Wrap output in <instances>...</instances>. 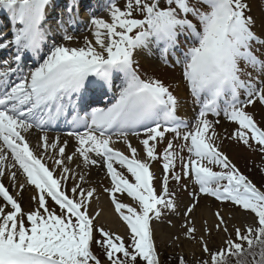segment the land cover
Here are the masks:
<instances>
[{
    "label": "snow or ice",
    "instance_id": "snow-or-ice-1",
    "mask_svg": "<svg viewBox=\"0 0 264 264\" xmlns=\"http://www.w3.org/2000/svg\"><path fill=\"white\" fill-rule=\"evenodd\" d=\"M82 4L71 0L50 24L54 0H0L10 28L0 31V52L9 53L0 59V264H161L154 224L177 210V187L191 188L184 210L189 240L196 239L190 217L201 196L252 214L251 224L229 231L235 217L217 209L205 231L226 238L213 251L201 235L208 258L199 264H264V183L258 187L222 150L227 139L264 154V119L254 111L264 106V32L258 35L247 0H124L122 6L109 0L107 19L84 4L94 40L72 46L68 29L82 21ZM152 54L182 65L199 105L192 120L178 115L180 101L169 85L142 72L141 59ZM28 59L34 66L25 71ZM108 93L107 104L92 107ZM221 114L236 125L230 135L216 131ZM69 117L77 147L66 154L68 141L50 140L45 129ZM33 129L43 133L39 151L27 139ZM17 166L24 181L8 171L13 194L3 177ZM92 166L106 169L110 184L102 191L127 241L100 222L102 210L93 207L98 189L84 171ZM29 188L35 207L25 210L21 195ZM178 264L188 262L180 256Z\"/></svg>",
    "mask_w": 264,
    "mask_h": 264
},
{
    "label": "rangeland",
    "instance_id": "rangeland-1",
    "mask_svg": "<svg viewBox=\"0 0 264 264\" xmlns=\"http://www.w3.org/2000/svg\"><path fill=\"white\" fill-rule=\"evenodd\" d=\"M119 5L124 4V0H116ZM249 4V14L252 15L257 21L256 31L258 35L264 32V0H247ZM102 17V16H101ZM104 18H108V14L103 16ZM91 26V25H89ZM90 27L87 36H83L80 38L74 39L71 42L72 46H83L85 38L90 40H94L93 31ZM87 30V31H88ZM83 35V34H82ZM81 35V36H82ZM264 39V36H261ZM61 42V41H60ZM255 47H259L258 45ZM260 52H264V49H260ZM138 59H141L138 57ZM141 66L142 72L146 75H151L157 78L162 79L166 85L170 86V89L173 93L178 97L180 101V108L182 109L183 106L189 110V120H192L198 112L197 106L193 103V99L190 96L186 81L182 75V66L170 68L167 66H161V62L158 59H151V55H146L143 59H141ZM244 67L243 64H241ZM247 71H252L251 68H248ZM256 73L253 72V75ZM264 78V77H262ZM243 98V96H242ZM185 108V107H184ZM254 111L257 114V119L261 120L264 119V106L257 104L255 106ZM210 119H216L215 117L210 116ZM236 125L232 122L227 121L223 114L219 117V124L216 126V131L222 135L227 136L230 135L235 130ZM169 138L171 135L169 134ZM138 146V144H136ZM163 145L161 144L159 148H162ZM222 150L230 156L234 163L244 172L246 175L249 176L250 179L253 180L254 183H257V186H261L264 183V154L259 153L258 151H254L249 149L247 146L243 145L242 143H237L235 141L225 139L222 143ZM118 170L125 171L121 168L120 165H116ZM160 164H155V170L159 174L160 172ZM100 180L99 187L97 182H94L92 186L97 187L99 195V200L93 202L94 208H99L102 210V215L100 217V222L105 226L109 227L107 223L108 219H105L103 216L105 212V208L101 203H107V207L112 212V220L116 222L110 227L112 230L122 234L125 236L127 241V229L126 227L123 228L121 224V220L119 219L118 214L114 210V205L110 203L109 197L107 194L103 193V187H107L110 184V178L106 176V169L103 166H100ZM214 170L218 171L219 169L214 167ZM11 171V170H8ZM8 171H5V176L3 180L8 178ZM16 171V170H15ZM22 173V172H21ZM21 173L17 172V176L19 181H24V176H21ZM125 175L128 173L125 171ZM129 179H132L129 176ZM174 184V182H173ZM69 187H71V181H69ZM10 193L15 194V190H9ZM178 195V208L175 212H166L164 216L161 218L160 221L154 224L156 235L155 239L158 246V251L160 254V259H167V264L169 260H173L174 262H178V258L183 256L188 264H199L201 259H207V255L202 252L200 237L201 235L207 240L209 247L215 251L223 246V240L226 238L223 232H217L213 230L211 234L205 231L211 225L215 223V217L213 213L220 209L225 215L226 219L231 217H235L234 219H230V227L229 231H231V225L237 226H247L251 224L252 221V214L250 212H241L242 215H238L237 212H240L238 209L233 208L230 203H221L214 198L208 196H201L199 207L195 210L194 214L190 217L192 226L197 229L196 239L189 240L184 235V210L188 203L191 201L190 191H184L177 187ZM26 195L25 205H22L25 210L35 207L34 201L30 200V196L34 194V189L29 188L21 195V200L23 201V196ZM103 198V199H101ZM0 198V204H2ZM125 202H131L128 198L124 197ZM101 202V203H100ZM207 209L211 210V214L209 216L205 215L204 211ZM107 210V209H106ZM124 225V224H123ZM125 226V225H124ZM115 227V228H113ZM119 229V230H118ZM118 230V231H117ZM176 237H179L177 240ZM96 253L100 256L101 260H105V257L101 254V250L95 249Z\"/></svg>",
    "mask_w": 264,
    "mask_h": 264
},
{
    "label": "bare ground",
    "instance_id": "bare-ground-1",
    "mask_svg": "<svg viewBox=\"0 0 264 264\" xmlns=\"http://www.w3.org/2000/svg\"><path fill=\"white\" fill-rule=\"evenodd\" d=\"M93 31V30H92ZM85 34V33H84ZM87 36V35H86ZM89 40H90V38H89ZM181 105V104H180ZM185 107V108H184ZM179 111L182 113V115L184 116V117H189V110L186 108V106H183V108L181 109L180 107H179ZM31 136H33V139H28L29 140V143H30V145L32 146V147H34L35 145H36V142H35V138H36V136L38 137L39 136V134H35L34 132H30L29 134H28V138H30ZM70 138V137H69ZM49 139L50 140H52V139H54V137H51V136H49ZM60 140H61V142H63V141H65V140H67L68 141V145H67V148H66V154H70L72 151H74L75 150V148L77 147V142L75 141V139L74 138H72L71 137V139H63V138H60ZM136 143L137 142H133V144L134 145H136ZM115 147H117V148H121L122 150L124 149V146H123V144L121 143V142H119L118 144H117V146H115ZM6 152H8L7 150H5ZM95 158V157H94ZM77 163L79 162V160H77L76 161ZM12 163V160H11V156L9 155V160H8V164L10 165ZM49 166H51V162L49 161ZM73 167L75 168V164H73ZM18 173H21L22 171L21 170H18V168L17 169H15ZM79 171V170H78ZM84 171L88 174V179H89V181H90V183H91V185L94 183V182H97V185H98V187H99V180H100V173H101V170H100V167H96V166H92V167H90V168H88V169H84ZM22 174V173H21ZM23 175V174H22ZM20 179V178H19ZM4 182H5V186H7L9 189H11V190H15V192L17 191V189L16 188H14L13 187V185L10 183V181H9V179H5L4 180ZM21 183H22V181H20ZM24 195H25V193H24ZM98 195H100V193H98ZM26 195L25 196H23V201H21V203H22V205H25L26 203H25V200H26ZM101 199H103V198H101ZM101 203V202H100ZM103 206H104V208H105V212H104V214H103V216H105V219H108L107 220V223L109 224V227H112V225L113 224H116V222L114 221V220H112V212L109 210V208L107 207V203L105 202V203H101ZM107 209V210H106ZM205 210V209H204ZM204 213H205V215H207V216H209L208 214H211V210L210 209H207V210H205L204 211ZM237 214L238 215H242V213L241 212H237ZM122 226H123V228L125 227L123 224H121ZM113 228H115V227H113ZM119 230V229H118ZM117 230V231H118Z\"/></svg>",
    "mask_w": 264,
    "mask_h": 264
},
{
    "label": "trees",
    "instance_id": "trees-1",
    "mask_svg": "<svg viewBox=\"0 0 264 264\" xmlns=\"http://www.w3.org/2000/svg\"><path fill=\"white\" fill-rule=\"evenodd\" d=\"M162 264H167V259H164ZM168 264H178V262H174L173 260H169Z\"/></svg>",
    "mask_w": 264,
    "mask_h": 264
}]
</instances>
